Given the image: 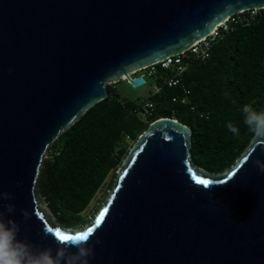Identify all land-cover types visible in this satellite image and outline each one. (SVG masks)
Segmentation results:
<instances>
[{"label": "water", "instance_id": "obj_1", "mask_svg": "<svg viewBox=\"0 0 264 264\" xmlns=\"http://www.w3.org/2000/svg\"><path fill=\"white\" fill-rule=\"evenodd\" d=\"M253 9L264 10V0H0V192L13 194L2 203L15 205L19 238L55 254L59 228L36 194L42 163L59 136L107 98L110 83L144 85L130 74ZM191 148L189 127L155 121L100 215L82 231L59 230H93L89 264H264V173L254 165L264 161V139L254 136L221 174L198 167Z\"/></svg>", "mask_w": 264, "mask_h": 264}, {"label": "trees", "instance_id": "obj_2", "mask_svg": "<svg viewBox=\"0 0 264 264\" xmlns=\"http://www.w3.org/2000/svg\"><path fill=\"white\" fill-rule=\"evenodd\" d=\"M187 62L181 84L174 88L163 83L173 70L159 66L147 83L160 85L161 94L150 90L146 100L126 98L124 86H119L122 81L109 84L107 98L48 148L36 194L63 228L87 223L85 211L109 176L122 167L130 143L161 118L191 129L192 160L211 174L224 173L241 157L254 137L244 124L243 107L264 110V10L250 25L238 26L214 44L207 62L193 58ZM184 97L185 104L173 101ZM147 101L154 104L150 112L144 109ZM229 123L238 134L229 131Z\"/></svg>", "mask_w": 264, "mask_h": 264}, {"label": "clouds", "instance_id": "obj_3", "mask_svg": "<svg viewBox=\"0 0 264 264\" xmlns=\"http://www.w3.org/2000/svg\"><path fill=\"white\" fill-rule=\"evenodd\" d=\"M244 124L255 137L264 139V111H257L251 105L243 107ZM228 129L233 134H238V128L232 123L228 124ZM254 165L261 173H264V161L256 159ZM13 194L0 192V264H89L91 258L95 256L92 235L77 237L70 240H61L55 236V254L51 246L42 247L32 241L20 239V223L11 218L15 212L14 204L3 205L2 201L11 200ZM6 213L9 218H6ZM21 215L25 221L31 219V214L27 209L21 210ZM100 241L97 239L96 244ZM75 249V251H72Z\"/></svg>", "mask_w": 264, "mask_h": 264}, {"label": "built area", "instance_id": "obj_4", "mask_svg": "<svg viewBox=\"0 0 264 264\" xmlns=\"http://www.w3.org/2000/svg\"><path fill=\"white\" fill-rule=\"evenodd\" d=\"M261 11L263 10L262 9L247 10V11H243L241 13H238V14H235L234 16L229 17L224 22L219 24L209 36H207L206 38H203L202 40L198 42H195L189 49H187L182 54L169 56L165 58L164 60L158 62L157 64H154V65L145 67L143 69H140L136 72H133L130 74V79L135 80L138 78H144L145 79L144 85H146L147 81L149 79H152L154 75L157 73L158 67L160 66L161 68L165 70H173L172 75H168L164 78L163 80L164 85L168 86L169 88H174V87L179 86L182 81V76L186 72L187 67H188L187 61L193 58L201 62H207L211 58V51H212L214 44H216L224 35L230 34L233 31H235V29L238 26L250 25L254 21V19L260 15ZM123 80L128 85H130V82L128 81V79L123 78ZM117 83H110V84L115 85ZM144 85L140 87H143ZM151 86H152L151 88L154 89L155 94H161L162 87L160 85L153 84ZM134 89H137V88H134ZM186 95H189V91H186ZM173 101L174 102L181 101L182 103L185 104L188 102V99L187 97H184L180 100L179 98H175ZM153 108H154V104L151 101H147L144 105V109L146 112L152 111Z\"/></svg>", "mask_w": 264, "mask_h": 264}, {"label": "rangeland", "instance_id": "obj_5", "mask_svg": "<svg viewBox=\"0 0 264 264\" xmlns=\"http://www.w3.org/2000/svg\"><path fill=\"white\" fill-rule=\"evenodd\" d=\"M119 86H124L121 89V91H122V94L128 99H136V98L142 97V99L146 100L149 97V94H150L149 91L152 90L154 92V89L151 88L152 87L151 82H148L143 87L134 89L130 85H127L125 83V81L122 79V83ZM134 144L130 143V147H131L130 150L132 149ZM49 154L47 152V154L45 155V159L49 158ZM127 157H128V155H127ZM127 157L125 158L124 162L126 161ZM121 170H122V167L116 172V174L114 176H112V175L109 176V178L106 180L104 186L97 193L96 197L94 198V200L92 201V203L90 204L88 209L85 211L84 217L86 218L87 223L84 224L83 226L77 228V229H71V230L82 231V230L86 229L100 215L104 205L107 203V201H108V199H109V197H110V195L114 189L118 174L121 172ZM37 199L40 202L39 203L40 209L44 210V212L46 213V217L49 219V221L52 223V225H54L55 227H57L59 229H65L60 224H58L57 220L53 216L52 212L50 211V209L47 206V204L45 203V201L38 195H37Z\"/></svg>", "mask_w": 264, "mask_h": 264}, {"label": "snow or ice", "instance_id": "obj_6", "mask_svg": "<svg viewBox=\"0 0 264 264\" xmlns=\"http://www.w3.org/2000/svg\"><path fill=\"white\" fill-rule=\"evenodd\" d=\"M200 183L204 184V185H207L209 184V181L207 180H201L199 181ZM103 218V213L101 214V219ZM101 219H98L96 221V224L99 225L101 223ZM49 231H52V229H49ZM93 230L90 228L88 229L87 232H84L82 234H78L79 236H83V237H86L87 235H89ZM55 236L61 240H70V239H75L77 237H74L72 235H68V234H65L63 232H61L59 229H56L55 230Z\"/></svg>", "mask_w": 264, "mask_h": 264}]
</instances>
